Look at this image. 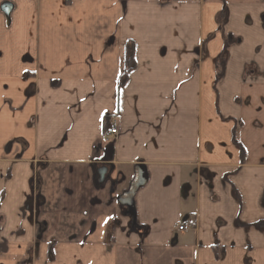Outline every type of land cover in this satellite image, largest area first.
<instances>
[{"label":"crops","instance_id":"obj_1","mask_svg":"<svg viewBox=\"0 0 264 264\" xmlns=\"http://www.w3.org/2000/svg\"><path fill=\"white\" fill-rule=\"evenodd\" d=\"M5 3L0 264H264V0Z\"/></svg>","mask_w":264,"mask_h":264},{"label":"water","instance_id":"obj_2","mask_svg":"<svg viewBox=\"0 0 264 264\" xmlns=\"http://www.w3.org/2000/svg\"><path fill=\"white\" fill-rule=\"evenodd\" d=\"M11 12L5 13L8 23L10 22V16ZM100 173V178L101 182H104L107 174V169H101ZM149 180V175L147 173V170L143 166L137 167L136 170V176L131 184L129 190L125 192L119 199L118 202L119 204L126 208V216H129L132 218L133 221V226L137 225V216H136V208H135V196L138 193L140 189L146 186Z\"/></svg>","mask_w":264,"mask_h":264},{"label":"trees","instance_id":"obj_3","mask_svg":"<svg viewBox=\"0 0 264 264\" xmlns=\"http://www.w3.org/2000/svg\"><path fill=\"white\" fill-rule=\"evenodd\" d=\"M134 66V56L132 53H128L126 57V69L124 75L131 71ZM262 227L264 228V223L262 224Z\"/></svg>","mask_w":264,"mask_h":264},{"label":"built area","instance_id":"obj_4","mask_svg":"<svg viewBox=\"0 0 264 264\" xmlns=\"http://www.w3.org/2000/svg\"><path fill=\"white\" fill-rule=\"evenodd\" d=\"M118 134L119 133H118L117 124L115 123L114 128L110 132V138L109 139H111L112 137L116 138L118 136ZM189 227L190 226L187 223H185L179 227V231L183 232V231L187 230Z\"/></svg>","mask_w":264,"mask_h":264},{"label":"snow or ice","instance_id":"obj_5","mask_svg":"<svg viewBox=\"0 0 264 264\" xmlns=\"http://www.w3.org/2000/svg\"><path fill=\"white\" fill-rule=\"evenodd\" d=\"M12 5L10 3H5L3 5H0V10H2L5 13H8L12 10Z\"/></svg>","mask_w":264,"mask_h":264},{"label":"rangeland","instance_id":"obj_6","mask_svg":"<svg viewBox=\"0 0 264 264\" xmlns=\"http://www.w3.org/2000/svg\"><path fill=\"white\" fill-rule=\"evenodd\" d=\"M229 40L231 42H233V40L236 42L237 41V37H233V36H228Z\"/></svg>","mask_w":264,"mask_h":264}]
</instances>
